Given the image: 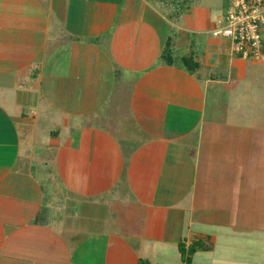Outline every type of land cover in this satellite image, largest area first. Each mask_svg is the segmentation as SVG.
<instances>
[{
  "label": "crops",
  "instance_id": "crops-1",
  "mask_svg": "<svg viewBox=\"0 0 264 264\" xmlns=\"http://www.w3.org/2000/svg\"><path fill=\"white\" fill-rule=\"evenodd\" d=\"M169 12L156 0H0V253L11 237L54 234L51 197L61 194L67 220L105 203L117 221L116 232L109 213L101 230L98 216L66 222L109 237L97 243L104 257L75 264H151L168 233L177 246L214 244L201 232L191 238L195 189L210 184L200 165L211 169L221 141L234 137L208 115L207 92L245 58L213 35L221 19L210 21L208 9ZM177 30L191 35L173 41ZM187 55L193 73L179 60ZM45 118L54 120L48 134ZM43 205L49 219L36 223Z\"/></svg>",
  "mask_w": 264,
  "mask_h": 264
},
{
  "label": "rangeland",
  "instance_id": "rangeland-1",
  "mask_svg": "<svg viewBox=\"0 0 264 264\" xmlns=\"http://www.w3.org/2000/svg\"><path fill=\"white\" fill-rule=\"evenodd\" d=\"M227 1L193 0L191 7L201 6L208 9L209 20L218 21L220 18L218 26H221L225 20ZM161 4L168 9L169 5ZM175 32L172 34L173 41L175 38L178 40L180 37L191 35L187 32L181 35L178 30ZM227 42L229 43V40ZM48 46L49 49L54 48L53 44ZM51 59L53 64L54 59ZM238 61L239 64L229 66L223 72V79L227 78L228 74L231 76L230 79L228 77V82L212 84L207 92L208 115L216 117L219 122L217 124L221 125L224 134L231 132L234 137L221 141H227L229 147L220 143L219 151L214 156L216 163L211 169H204L206 164L200 165V177L203 180L204 176L210 175V184L204 186L201 181L202 185L195 189L199 203H195L193 215H197V219L190 227L193 234L191 238L195 239L197 232H201L202 237L212 236V250L197 251L191 263H187L177 250V242L171 233H168L166 241L170 245L167 249L157 250L153 259L149 258L151 264H264V56ZM60 63L58 62L59 65ZM63 63L66 66L62 68L67 67V61ZM240 67L244 72L238 77L237 71ZM228 117L235 119L236 123L226 124ZM41 121L43 134H48L49 128L53 130L54 120L45 118ZM64 195L51 197V216L55 233L45 229L42 235L33 236L39 240L29 238L23 244L19 236L9 238L0 253V264H75V261L84 262L88 257L95 259L96 254H99L100 258L104 257L97 243L104 245L109 239L108 236L96 238L95 233L91 234V231L76 234L72 228L66 230L63 227L66 222L72 226H80L86 221L84 216H89V219L91 216H98L93 219V228L101 230L104 228L102 222L106 223L105 217L109 213L108 230L116 232L113 223L117 221H113L111 212H108L110 205L89 204L87 209L90 215L87 212L86 215L67 220L66 205L57 203L58 198ZM98 210L104 213L95 214ZM188 231L185 226L184 238L188 237ZM131 242L136 244L137 240L133 239ZM142 259L144 262L145 258Z\"/></svg>",
  "mask_w": 264,
  "mask_h": 264
},
{
  "label": "built area",
  "instance_id": "built-area-1",
  "mask_svg": "<svg viewBox=\"0 0 264 264\" xmlns=\"http://www.w3.org/2000/svg\"><path fill=\"white\" fill-rule=\"evenodd\" d=\"M225 20L213 30L229 40V53L245 59L264 56V0H228Z\"/></svg>",
  "mask_w": 264,
  "mask_h": 264
},
{
  "label": "trees",
  "instance_id": "trees-1",
  "mask_svg": "<svg viewBox=\"0 0 264 264\" xmlns=\"http://www.w3.org/2000/svg\"><path fill=\"white\" fill-rule=\"evenodd\" d=\"M160 3H164L166 6L169 5L168 9L170 10V15L173 18H179L188 8L191 7L193 0H156ZM264 51V48H263ZM169 55V54H168ZM179 60L188 68L189 72L193 73L197 68L198 64L194 61L192 55L182 56ZM49 208L46 205H43L40 210V217L34 222L45 224L49 219ZM210 237H207L205 240L199 238L193 240L192 243L185 247L183 243H179L178 248L181 254L182 259L187 263H191L193 255L197 251H210L213 247Z\"/></svg>",
  "mask_w": 264,
  "mask_h": 264
}]
</instances>
